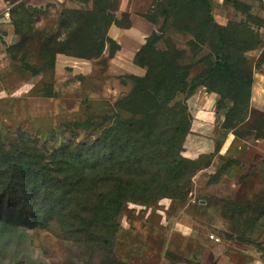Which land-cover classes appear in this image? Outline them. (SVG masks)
<instances>
[{
	"label": "rangeland",
	"instance_id": "374dc122",
	"mask_svg": "<svg viewBox=\"0 0 264 264\" xmlns=\"http://www.w3.org/2000/svg\"><path fill=\"white\" fill-rule=\"evenodd\" d=\"M5 1L10 3L13 11L9 15L10 21L20 18V2L29 10L26 20L19 25L20 34L17 33L14 44L21 42L24 34H28V42L24 48L14 49L12 53L19 54L17 62L24 61L34 68H42L43 62L49 63L46 55L38 53L41 46L37 34L45 37L56 33L64 10L81 12L83 16L79 20L84 22L87 19L84 14L91 12L95 5V0ZM164 1L109 0L115 5L112 12L117 21L109 26L118 30L131 29L125 34L118 33L117 39L124 44V52L111 67L108 66L110 46L107 43L99 58H78L90 65L88 72L80 66L78 69L64 68L58 73L45 70L44 76L31 77L29 72L18 67L17 62L0 66L2 136L9 141L19 130L25 131L50 149L59 148L74 139L82 142L96 137L94 131L70 127V123L86 122L89 117L100 122L96 115H111L109 108L112 103L130 90V85L121 84L123 73L128 71L129 42L139 40L145 43L151 33L161 29L163 16L160 11ZM209 4L215 22L221 26L229 25L237 39L232 47L237 55L233 56L234 59L246 60L242 69L252 81L248 88L249 96L238 105L233 100L226 101L224 109L217 115L215 104L219 95L208 92L205 87H198L187 99L192 121L190 133L183 141L182 154L198 161L201 169L192 179V189L185 205L168 198L159 200L152 207L127 205V213L121 219L125 233L117 236L118 244L114 248L115 255L125 263L176 264L178 262L174 259L179 258L180 262L198 264L194 249L205 238L220 245L224 252L232 253L234 264H241L247 259L246 255L250 256L249 260L255 258L258 261L255 264H264L259 259L256 246L260 245L264 250V0H209ZM178 15L167 19L157 47L166 51V41H169L171 47L181 53L176 63L191 67V78L205 68L201 59L210 54V49L207 45L195 48L189 44L192 36L176 28L185 24ZM151 16L158 20L155 25L147 20ZM63 33L58 37L60 40L65 38ZM83 35L88 38L90 32L87 34L86 30ZM6 58L12 62L8 53ZM140 72L143 73L142 70ZM29 85L34 86L26 92ZM50 86L53 97H43L39 90L48 93ZM182 99L183 95L178 94L174 102ZM174 214L190 217L200 234L174 233L170 241L171 250L164 253L165 260H162L153 254L140 230L151 232L149 229L153 226V231H158L162 228V218H172ZM27 236L34 256L40 257L44 264H97V255H83L79 244L74 243V237L61 233L57 225L28 230ZM177 248L183 249L184 254L179 255Z\"/></svg>",
	"mask_w": 264,
	"mask_h": 264
},
{
	"label": "trees",
	"instance_id": "16d2710c",
	"mask_svg": "<svg viewBox=\"0 0 264 264\" xmlns=\"http://www.w3.org/2000/svg\"><path fill=\"white\" fill-rule=\"evenodd\" d=\"M162 6L161 29L146 38L133 58L136 66L145 69V75L121 78V84L130 85V90L112 103L111 115H96L100 122L89 117L86 122L70 123V127L94 131L96 137L82 142L74 139L50 149L25 131L19 130L9 141L0 133V264H44L30 249L27 232L53 225L64 235L73 236L83 255H97V264H129L114 252L117 236L125 233L121 219L127 205L152 207L164 198L182 205L188 201L192 179L201 167L182 154L192 121L187 99L198 87H205L219 95L217 115L226 101L238 105L248 99L252 81L242 69L246 60L234 59L235 35L229 25L215 22L209 0H165ZM18 7L20 18L11 21L16 35L29 15L23 3ZM113 10L115 5L109 0H95L92 11L83 13L87 18L84 22L79 20L81 12L62 11L56 33L45 37L37 34L38 53L46 55L49 62H43L42 68L19 63V54L12 53L24 48L28 34L18 44L6 46V53L31 77L54 71L56 54L97 59L107 43L111 58L120 49L107 35L109 25L117 22ZM177 15L185 24L176 28L192 36L189 44L210 49L201 59L205 68L191 78V67L176 63L181 53L169 41L166 51L157 47L167 19ZM196 19L199 22L194 23ZM147 20L154 25L158 22L153 16ZM86 30L88 38L83 35ZM63 32L65 38L60 40ZM48 88V93H39L53 97L52 87ZM178 94L183 99L174 102ZM149 230L153 231V226ZM256 246L259 259L264 261V250ZM174 260L180 262L179 258Z\"/></svg>",
	"mask_w": 264,
	"mask_h": 264
},
{
	"label": "crops",
	"instance_id": "0c3cea01",
	"mask_svg": "<svg viewBox=\"0 0 264 264\" xmlns=\"http://www.w3.org/2000/svg\"><path fill=\"white\" fill-rule=\"evenodd\" d=\"M125 4V3H123ZM122 4V5H123ZM10 3L5 0H0V66H3L4 64H13L6 58V46L12 45L17 41L16 32L14 29V26L12 25V22L9 19V12H10ZM131 30V29H130ZM130 30H118L114 26H109L107 30V35L115 40L116 42H119L120 50L115 52L114 56L109 59V67L112 66L113 62L117 61V58L123 54L124 52V44H122L120 41H118V33L119 34H125L124 32L130 31ZM4 44H3V43ZM131 45L130 55H129V64H127L128 71L126 73H123V75H136V76H142L145 73V69L136 66L133 63V58L136 52L140 49V47L144 44L142 41H130ZM134 65V67L132 66ZM80 66L85 68L84 70L86 72L87 69L89 70L90 65L86 63L85 60H81L78 58H73L64 54H56L55 56V66H54V72L58 73L62 69L66 68H73L78 69ZM143 71L141 74L140 70ZM36 77V76H35ZM34 85H29V89L26 92H29ZM25 92V93H26ZM176 215V216H175ZM171 218V217H170ZM170 218H162L161 220V226L162 228L158 231H151L145 233L140 230L141 236L144 238L146 243L150 244L152 248L153 254H156L161 257L162 260L164 258V253L166 251L171 250L170 247H172L170 241L173 239L172 235L175 233V235H183V234H190L198 232V229L196 224L190 220V217L182 216L174 214L171 218L170 222L168 219ZM171 223V226L169 224ZM168 225V226H167ZM126 229V227H124ZM200 234V232H198ZM183 242L186 240H184ZM186 242V241H185ZM194 249L191 248V250ZM174 250V249H173ZM177 253L179 255L184 254L183 249L177 248ZM197 254L198 264H234L233 260L231 259L232 253L230 252H224L222 248H220V245H216L213 242L203 239L202 242L198 243L197 249H194ZM183 251V252H182ZM187 252V251H185ZM247 259H244L241 264H255L256 259L249 260L250 256L246 255ZM197 262H178L176 264H196ZM261 264V263H260Z\"/></svg>",
	"mask_w": 264,
	"mask_h": 264
},
{
	"label": "built area",
	"instance_id": "2783aa9c",
	"mask_svg": "<svg viewBox=\"0 0 264 264\" xmlns=\"http://www.w3.org/2000/svg\"><path fill=\"white\" fill-rule=\"evenodd\" d=\"M209 237H210L211 239H213V236H212V235H210ZM214 240L217 241V239H214Z\"/></svg>",
	"mask_w": 264,
	"mask_h": 264
}]
</instances>
